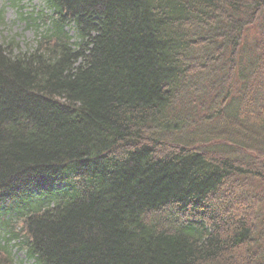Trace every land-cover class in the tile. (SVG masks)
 Segmentation results:
<instances>
[{"label": "trees", "instance_id": "trees-1", "mask_svg": "<svg viewBox=\"0 0 264 264\" xmlns=\"http://www.w3.org/2000/svg\"><path fill=\"white\" fill-rule=\"evenodd\" d=\"M45 4L0 42V249L264 264V0Z\"/></svg>", "mask_w": 264, "mask_h": 264}, {"label": "rangeland", "instance_id": "rangeland-1", "mask_svg": "<svg viewBox=\"0 0 264 264\" xmlns=\"http://www.w3.org/2000/svg\"><path fill=\"white\" fill-rule=\"evenodd\" d=\"M45 9V0H0V42L22 51L33 48L37 33L44 28V24L41 21L34 23L29 19L24 20L23 17L36 18ZM0 236L4 237L5 231L0 230ZM15 244V241L9 244L8 251H12V255L0 250L5 264H34Z\"/></svg>", "mask_w": 264, "mask_h": 264}]
</instances>
